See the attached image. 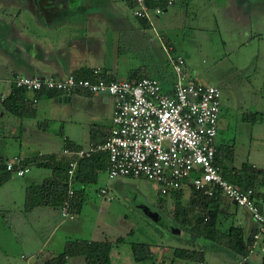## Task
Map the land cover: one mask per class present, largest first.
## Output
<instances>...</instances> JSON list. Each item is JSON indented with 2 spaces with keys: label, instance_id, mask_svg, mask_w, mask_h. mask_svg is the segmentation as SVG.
<instances>
[{
  "label": "rangeland",
  "instance_id": "rangeland-1",
  "mask_svg": "<svg viewBox=\"0 0 264 264\" xmlns=\"http://www.w3.org/2000/svg\"><path fill=\"white\" fill-rule=\"evenodd\" d=\"M109 1L116 2V10L124 9L133 17L126 0ZM104 9L108 13H103L102 18L111 20L116 10L111 6ZM17 20L21 21L20 14ZM152 22L161 41L172 45L173 50L169 52L184 58L186 77L220 88L221 111L216 143L234 144L233 162L227 164L240 166L245 161L264 170V118L251 121L243 117L247 113H261L264 117V0H175L154 16ZM142 31L146 34L142 50H120L122 41L120 45L103 43L106 45L102 47L106 50L105 56L94 58L93 63L104 61L118 66L120 71H125L119 73L118 78L131 79L138 74H147L163 84L170 82L174 73L158 36L149 25ZM3 88L1 85L0 91ZM75 94L71 101L58 96L41 98L34 103L36 111L31 117H18L0 109V157L11 160L15 155L29 157L59 151L65 144L63 136L68 137L69 143L83 145L91 137L93 125H109L110 97L103 103L97 93ZM29 167L30 171L24 175L11 173L0 184L2 264H25L26 258L29 264H40L75 239L112 242L109 264H149L146 260L133 259L132 242L169 248L190 247L195 243L204 248L207 264H236L239 259L237 264H248L261 260L259 252L234 258L221 245L194 237L187 225L182 226L173 219L171 210H166L172 208V201L170 204L164 202V206L158 202L165 196L160 193L159 184L144 177L108 178L101 170L96 181L76 184L83 191V200L75 219H63L52 205L25 209V187L52 175L47 166L31 162ZM100 189L105 191L101 193ZM188 194L189 190L185 189L182 199L185 200ZM223 206L226 212L218 214L217 227L225 232L232 224L236 210L239 214L247 210L231 201ZM144 207L156 212L157 217L147 214ZM168 254L171 257V253ZM177 264L197 262L178 259Z\"/></svg>",
  "mask_w": 264,
  "mask_h": 264
},
{
  "label": "built area",
  "instance_id": "built-area-1",
  "mask_svg": "<svg viewBox=\"0 0 264 264\" xmlns=\"http://www.w3.org/2000/svg\"><path fill=\"white\" fill-rule=\"evenodd\" d=\"M131 1L133 15L152 27L166 52L174 73L170 82L163 84L153 76H141L136 80L91 79L73 73L63 76L14 74L11 78L15 86L29 92H107L106 95L111 97V123L106 135L76 149L64 147L61 150L62 155L70 160L67 196L60 207V215L66 219L74 217L70 211V198L74 193L77 159L103 152L107 155L105 172L108 178L144 177L157 182L162 194L191 186L205 196L218 192L226 201L234 200L235 204L247 209L256 222L251 250L257 246L264 249V207L256 202L252 188H242L224 178L222 169L215 163L220 88L213 83L186 77L184 58L179 54L172 55L163 45L152 22V18L162 12V6H150L147 0ZM161 1L167 6L175 0ZM92 72L98 73L99 67ZM21 160L20 156L5 160V169L23 175L28 167ZM104 191L100 190L101 193Z\"/></svg>",
  "mask_w": 264,
  "mask_h": 264
},
{
  "label": "crops",
  "instance_id": "crops-1",
  "mask_svg": "<svg viewBox=\"0 0 264 264\" xmlns=\"http://www.w3.org/2000/svg\"><path fill=\"white\" fill-rule=\"evenodd\" d=\"M113 3L115 5H113ZM113 3L109 0H66L64 2H62V0H0V86L4 85V88L0 91V100L9 91L11 78L14 74H54L56 76H63L68 73H76L81 70H91L92 68L100 67L105 73L104 75L115 79H125L118 78L119 73H125L124 70V72H122L118 66L116 67V65H111L104 61L102 64H95L93 63L94 58L98 56L101 57V55L102 58L105 56L106 50L102 47L106 45H103V43L108 44L111 42L113 45H120L119 42L122 41L123 47L120 50H139V48L142 50L143 45L145 46V42L143 43V41L146 36L142 29L148 25L133 14L132 16L134 18L131 17L130 13L126 12L124 9L118 8L119 10H116V2ZM126 4L129 7L127 1ZM109 6L116 10V14L113 15L114 17L111 20L104 21L108 19L102 18V16H104L103 13H108V10L104 8H108ZM167 6L163 7L162 11L166 10ZM19 14L21 16L20 22L17 20ZM106 17L109 16L107 15ZM32 24H34V27ZM164 37L163 35V38ZM164 44L168 48L167 50H173L169 42L167 43L164 41ZM87 48H89V50H87ZM162 50H164V48H162ZM112 51L116 54V50L112 49ZM83 59L85 62L82 61ZM120 76H122V74H120ZM75 93L77 95L89 94L85 92ZM75 93H60L56 96H58V98L64 97L71 101V96ZM27 95L31 97L32 93L27 92ZM98 95H100L101 102L103 103H106L110 97L109 95ZM41 98L49 99L50 97L41 95L37 98L36 102H39ZM94 99L96 100L95 96ZM111 113L112 100L109 122L111 121ZM109 125L105 127L99 124L93 125L94 128L91 130V137L85 144L92 140H101L106 135ZM96 128L98 129L96 130ZM65 138H67L68 141L67 136L62 137L63 140ZM78 145L82 146L81 143ZM61 150L55 151V153L61 155ZM15 156H20L21 158L27 157L24 155ZM29 171L30 167L28 165L27 172ZM185 189L189 190V194L185 200H183V192ZM257 190L258 196L254 198L264 205V185H260ZM171 192L172 190L163 194L165 196L160 198L158 202L160 205L164 206V202L165 204L166 202L170 204L172 201V208L166 209L169 212L171 210L170 213L172 215L175 196H173ZM189 197L190 189L188 186H182L179 198L181 203H186ZM219 201V214H221L224 211V206L221 207V205L230 201H226L221 195H219ZM52 207L55 210H59L58 207ZM196 214H198V212H196ZM76 217L77 214H74L72 219ZM231 225L237 226L246 233H249L255 229L256 222L252 219L249 212L242 210V213L239 214L236 210V215ZM129 232H131V230ZM147 244L151 251V256L147 260L149 264H167L172 260V250L174 247L169 248L168 246L160 244ZM252 251L259 252L262 256L263 249L261 250L260 247L257 246L254 250L252 249L251 252ZM168 253H171V257H169ZM27 260L28 258H26L25 264H29ZM177 260L178 259H174V264H177ZM239 261L240 260H237L236 262L238 263ZM43 262L44 260L41 261L40 264H43ZM255 262L256 261L253 260L248 264H260L261 260ZM80 263L84 264L83 256L77 255L68 257L65 264ZM0 264H2V262ZM197 264H207V262L204 258L202 263L197 262Z\"/></svg>",
  "mask_w": 264,
  "mask_h": 264
},
{
  "label": "trees",
  "instance_id": "trees-1",
  "mask_svg": "<svg viewBox=\"0 0 264 264\" xmlns=\"http://www.w3.org/2000/svg\"><path fill=\"white\" fill-rule=\"evenodd\" d=\"M129 7H133L131 0H126ZM147 3L152 5H160L165 7V3L161 0H147ZM143 20V19H142ZM146 25L148 23L143 20ZM94 69V68H92ZM91 70H81L73 73L76 76L111 79L99 67L98 73H93ZM141 76H150L147 74H138L129 80H136ZM164 80V78H162ZM28 90L22 87H17L11 80L9 91L0 100V109L8 111L18 117L34 116L37 98L41 95L53 97L61 92L54 90H36L32 96L27 95ZM85 92V91H76ZM89 93V92H85ZM35 99V100H34ZM255 113L243 114L247 120L255 121L257 118H264L262 115ZM258 116V117H257ZM39 126H44L45 123H37ZM65 146L72 149L78 148V144L67 142L64 139ZM234 159V144L216 145L215 163L222 169V175L235 185L242 188L250 187L254 191V197L258 196L260 185H264V170L256 168L247 162H241L240 166L228 165L232 164ZM7 158L0 157V184L10 177V171L5 169L4 161ZM70 158L64 155H59L55 152L30 156L22 158L21 162L27 166L33 162L38 166H47L51 169L52 175L43 179L39 183H30L25 187V209H31L37 205H52L60 207L66 195V178L67 169ZM107 155L103 152H96L90 156H84L77 159V165L74 172L73 190L74 193L70 198V211L74 214L80 212L83 200V191L76 187V184L84 185L94 182L97 178L98 171L106 168ZM190 197L186 203H181L180 192L181 188L172 190L171 194L175 196L172 217L182 226L187 225L194 233V237H201L213 244H219L224 247L231 257L244 258L251 252L252 232L246 233L241 228L229 225L225 232H222L217 227L218 214L220 211L219 194L215 192L212 196H205L194 190L191 186ZM101 190V189H100ZM256 199V198H255ZM260 206L264 207L257 199ZM198 212V214H196ZM118 240L121 237L117 238ZM222 239V240H220ZM195 242V239H194ZM190 245V247L177 246L172 250V260L167 264H174V259H184L202 263L204 259V248L201 246ZM217 247V246H216ZM112 242L108 240H79L75 239L66 243L63 249L56 255L46 259L43 264H65L68 257L81 255L84 259V264H109L110 250ZM218 249V248H217ZM132 257L136 261H147L151 256L149 245L145 242L131 243ZM240 260V259H239ZM264 264V249L261 256V263Z\"/></svg>",
  "mask_w": 264,
  "mask_h": 264
},
{
  "label": "water",
  "instance_id": "water-1",
  "mask_svg": "<svg viewBox=\"0 0 264 264\" xmlns=\"http://www.w3.org/2000/svg\"><path fill=\"white\" fill-rule=\"evenodd\" d=\"M106 93H107V92H102L101 94H103V95L106 96ZM227 201H228V200H227ZM231 203H235V201L232 200ZM144 208H145L144 211H145L147 214H149L150 216H152V217H154V218L157 217V213H156V212H151L148 208H146V207H144Z\"/></svg>",
  "mask_w": 264,
  "mask_h": 264
}]
</instances>
